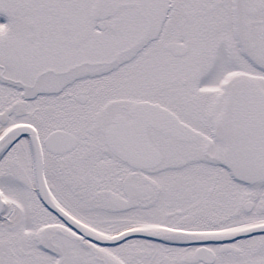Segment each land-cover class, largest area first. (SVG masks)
Masks as SVG:
<instances>
[{
  "label": "snow or ice",
  "instance_id": "snow-or-ice-1",
  "mask_svg": "<svg viewBox=\"0 0 264 264\" xmlns=\"http://www.w3.org/2000/svg\"><path fill=\"white\" fill-rule=\"evenodd\" d=\"M0 264H264V0H0Z\"/></svg>",
  "mask_w": 264,
  "mask_h": 264
}]
</instances>
